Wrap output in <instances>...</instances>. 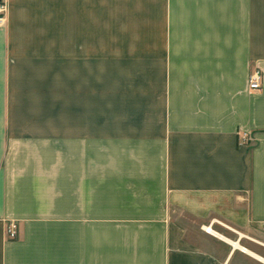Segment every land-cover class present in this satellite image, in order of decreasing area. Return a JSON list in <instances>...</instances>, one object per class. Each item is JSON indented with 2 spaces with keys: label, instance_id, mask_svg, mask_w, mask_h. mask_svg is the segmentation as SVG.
Returning a JSON list of instances; mask_svg holds the SVG:
<instances>
[{
  "label": "crops",
  "instance_id": "crops-1",
  "mask_svg": "<svg viewBox=\"0 0 264 264\" xmlns=\"http://www.w3.org/2000/svg\"><path fill=\"white\" fill-rule=\"evenodd\" d=\"M40 1L7 0L0 28V264H264V0H154L136 115L106 121L97 43L68 57L64 41L18 39L21 8ZM48 77L63 103L72 81V107L8 105L18 86L44 97Z\"/></svg>",
  "mask_w": 264,
  "mask_h": 264
},
{
  "label": "rangeland",
  "instance_id": "rangeland-1",
  "mask_svg": "<svg viewBox=\"0 0 264 264\" xmlns=\"http://www.w3.org/2000/svg\"><path fill=\"white\" fill-rule=\"evenodd\" d=\"M24 4L27 5H23L15 21L22 28L17 31L19 40H31L36 45L38 42L45 43V51H53V49H48V46H51L49 42H52L51 47H54V44L56 46V44H61L64 41L66 42L68 57H71L69 55L72 52L69 51H73V42L75 41H81L82 44L84 42L86 44L97 43L98 96L96 102L92 98V104L96 103L97 105V119L99 121L122 119V112H124L126 120L135 116L136 90L138 87V61H136V57L138 55L139 28L141 25L147 26V22L153 19L154 0H64L65 17L63 18L61 16L63 0H41L39 2L40 7L35 6L34 3L31 4V2L30 5L29 2ZM8 12L9 5L7 2V22L9 19ZM69 61L71 60L67 58V68ZM73 66V63L70 64L71 68ZM52 76H57V73ZM38 84L34 83L33 91L36 90L35 86ZM48 84H50L49 90ZM41 86L48 90L46 91L47 98L45 93V98L37 97V94H34L33 97H25L23 93L24 90H29L28 86H18L17 96L11 102L8 100V105H22L32 102L35 105L42 104L44 106L47 104L61 105V103L62 105L65 103L64 105L69 107L73 106L72 81L69 79H66L67 95L64 103L61 95L57 94V90L61 88L57 80L49 81L48 77L47 80H43ZM123 90H125L124 94L122 93ZM49 92L52 93V96L49 95ZM81 103L84 106L89 105L91 101L89 98L87 101L81 99ZM122 105L125 106L122 107ZM17 110V115H22L19 112L21 111L19 107ZM181 212L178 211L181 220H197L196 217L187 216L185 212ZM189 227L194 234L208 230L207 228L204 230L203 225L197 224H192ZM213 228L216 231L233 233L218 222L214 223ZM253 238L257 239L258 243H264V238L261 236L255 235ZM243 241H248V239L243 238ZM253 247L264 254V247L258 245Z\"/></svg>",
  "mask_w": 264,
  "mask_h": 264
},
{
  "label": "built area",
  "instance_id": "built-area-1",
  "mask_svg": "<svg viewBox=\"0 0 264 264\" xmlns=\"http://www.w3.org/2000/svg\"><path fill=\"white\" fill-rule=\"evenodd\" d=\"M7 22V2L6 0H0V28L5 27ZM262 74L259 69L251 71L249 76V87L251 89H259L261 87ZM264 229V223H263ZM6 233L9 237L14 238L17 235V223L10 221L6 227Z\"/></svg>",
  "mask_w": 264,
  "mask_h": 264
},
{
  "label": "bare ground",
  "instance_id": "bare-ground-1",
  "mask_svg": "<svg viewBox=\"0 0 264 264\" xmlns=\"http://www.w3.org/2000/svg\"><path fill=\"white\" fill-rule=\"evenodd\" d=\"M205 228H207L209 232L215 233L214 230L210 226H205Z\"/></svg>",
  "mask_w": 264,
  "mask_h": 264
}]
</instances>
